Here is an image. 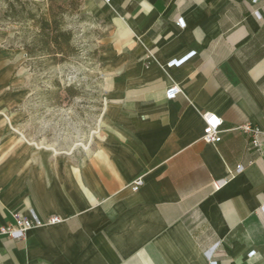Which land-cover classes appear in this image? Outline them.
I'll return each mask as SVG.
<instances>
[{
    "label": "crops",
    "instance_id": "0c3cea01",
    "mask_svg": "<svg viewBox=\"0 0 264 264\" xmlns=\"http://www.w3.org/2000/svg\"><path fill=\"white\" fill-rule=\"evenodd\" d=\"M80 11L104 108L91 146L57 151L14 129L26 54L0 0V225L13 212L61 221L0 237V264H264V151L232 132L264 128V0H81ZM171 85L181 92L167 101ZM206 112L222 120L218 144L202 140Z\"/></svg>",
    "mask_w": 264,
    "mask_h": 264
},
{
    "label": "rangeland",
    "instance_id": "374dc122",
    "mask_svg": "<svg viewBox=\"0 0 264 264\" xmlns=\"http://www.w3.org/2000/svg\"><path fill=\"white\" fill-rule=\"evenodd\" d=\"M81 0H3L12 43L25 53L28 97L12 110L22 115L14 129L39 148L91 146L103 110L94 24L80 11ZM49 24L50 32L42 29ZM70 33L59 50L48 44L51 30ZM18 135L16 132H13Z\"/></svg>",
    "mask_w": 264,
    "mask_h": 264
},
{
    "label": "built area",
    "instance_id": "2783aa9c",
    "mask_svg": "<svg viewBox=\"0 0 264 264\" xmlns=\"http://www.w3.org/2000/svg\"><path fill=\"white\" fill-rule=\"evenodd\" d=\"M166 90L165 99L167 101L175 99L181 92L175 85L169 86ZM201 120L204 122L202 140L206 144H218L222 139V120H220L219 117L217 118L214 114L207 112L202 113ZM234 131L244 135L250 147L252 146L259 152L264 151V128L255 126L252 123H245L234 128L232 132ZM236 168L238 171L242 169L240 166ZM142 184L143 182L140 178L133 181L129 187L131 191L136 192L140 189ZM213 186L216 190L219 188V184H214ZM11 218L13 223L0 225V237H7L20 241L25 239L24 236L31 229L45 227L46 225H56L61 222L56 216L48 217L42 221L32 211L29 212V216L27 217L22 216L19 212H13ZM209 264L216 263L210 261Z\"/></svg>",
    "mask_w": 264,
    "mask_h": 264
},
{
    "label": "trees",
    "instance_id": "16d2710c",
    "mask_svg": "<svg viewBox=\"0 0 264 264\" xmlns=\"http://www.w3.org/2000/svg\"><path fill=\"white\" fill-rule=\"evenodd\" d=\"M44 32H50L49 29V24L46 23V27L42 29ZM51 32L53 34H47V38L48 40V44H51L55 49L59 50L60 47V39L63 40L64 44L69 45L68 43L70 42L71 39V35L70 33H65V32H61V31H57V29L55 28L54 30H51Z\"/></svg>",
    "mask_w": 264,
    "mask_h": 264
}]
</instances>
